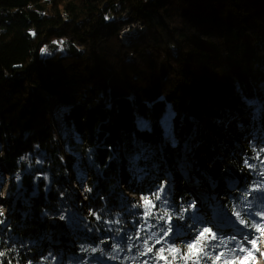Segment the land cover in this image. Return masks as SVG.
Listing matches in <instances>:
<instances>
[{"label":"trees","instance_id":"obj_1","mask_svg":"<svg viewBox=\"0 0 264 264\" xmlns=\"http://www.w3.org/2000/svg\"><path fill=\"white\" fill-rule=\"evenodd\" d=\"M3 23L0 264H243L264 0H0Z\"/></svg>","mask_w":264,"mask_h":264},{"label":"rangeland","instance_id":"obj_2","mask_svg":"<svg viewBox=\"0 0 264 264\" xmlns=\"http://www.w3.org/2000/svg\"><path fill=\"white\" fill-rule=\"evenodd\" d=\"M7 25H8L7 23H3V24L0 25V27L1 28L2 27H6ZM123 34H126V35L122 36ZM135 37L136 36H131L130 37V35H128L127 33L122 31L121 38L123 40L125 39L127 44L133 43L135 40L132 41V39H134ZM128 59L132 60L131 55L128 57ZM232 183H233V181H232ZM229 184H231V183H228V185ZM5 186H6V184H5ZM4 192H5V187H2L1 193L3 195H4ZM4 210L5 209L3 207H0V212H4ZM217 217H218V215H216V217H214V218H216L215 219L216 222L220 223L219 219ZM214 218H213V220H214ZM218 223H215V224H218ZM227 228H229L228 225H227ZM262 229H264V225H263ZM261 230L258 229V232H262V233L259 234L257 236V238L253 241L254 243L253 242L251 243L250 249L246 253H244V255H243L244 256L243 257V264H264V231H261Z\"/></svg>","mask_w":264,"mask_h":264},{"label":"built area","instance_id":"obj_3","mask_svg":"<svg viewBox=\"0 0 264 264\" xmlns=\"http://www.w3.org/2000/svg\"><path fill=\"white\" fill-rule=\"evenodd\" d=\"M131 28H132V29H130V28L128 27V28H126V29H127V31L132 32V31H134V29H135V25L132 24Z\"/></svg>","mask_w":264,"mask_h":264},{"label":"snow or ice","instance_id":"obj_4","mask_svg":"<svg viewBox=\"0 0 264 264\" xmlns=\"http://www.w3.org/2000/svg\"><path fill=\"white\" fill-rule=\"evenodd\" d=\"M41 51L43 52L44 51V49H41ZM62 219H63V217H62ZM208 230L207 229H205V232H207ZM261 231H264V229H262ZM254 243V242H253ZM0 255H2V254H0Z\"/></svg>","mask_w":264,"mask_h":264},{"label":"bare ground","instance_id":"obj_5","mask_svg":"<svg viewBox=\"0 0 264 264\" xmlns=\"http://www.w3.org/2000/svg\"><path fill=\"white\" fill-rule=\"evenodd\" d=\"M125 30V33H129V31H127V29H124ZM135 31V30H134Z\"/></svg>","mask_w":264,"mask_h":264}]
</instances>
